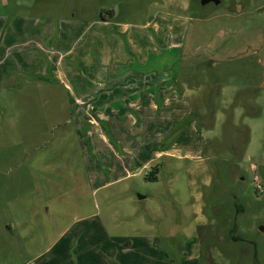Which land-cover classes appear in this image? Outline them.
Listing matches in <instances>:
<instances>
[{
  "label": "rangeland",
  "instance_id": "obj_1",
  "mask_svg": "<svg viewBox=\"0 0 264 264\" xmlns=\"http://www.w3.org/2000/svg\"><path fill=\"white\" fill-rule=\"evenodd\" d=\"M0 15V264H264V0Z\"/></svg>",
  "mask_w": 264,
  "mask_h": 264
},
{
  "label": "crops",
  "instance_id": "obj_2",
  "mask_svg": "<svg viewBox=\"0 0 264 264\" xmlns=\"http://www.w3.org/2000/svg\"><path fill=\"white\" fill-rule=\"evenodd\" d=\"M1 16V15H0ZM29 40V39H28ZM3 41H4V39L1 37V33H0V45H2V43H3ZM28 43V41H25V44H27ZM13 47V45H7L6 46V48H5V51L7 52V53H9V51H10V49ZM42 49V48H41ZM37 50V49H36ZM30 55H31V57L34 55L33 54V50L31 51L30 50ZM38 52V51H37ZM29 58H30V56H29ZM30 63L31 62H33V60H32V58L30 59V61H29ZM16 63L18 64V62L16 61ZM110 93V91H108L106 94H109ZM144 97V96H143ZM149 98H151V97H145V101H147ZM149 102V104H151L152 105V102H150V101H148ZM156 156H158V157H176L177 156V153H174L173 152V150H172V148H163V149H158L157 150V154H156ZM178 158V157H177ZM124 170H126L127 172H126V175H135L136 173H138L139 171H137L134 167H132V168H126V169H124ZM203 171L205 172V169H203ZM206 175V174H205ZM206 177V180H205V182H209V177L206 175L205 176ZM195 206H196V204H194V206H193V209H195L194 211H197V212H199V211H201V209H202V207H201V203H199L198 204V207H197V210H196V208H195Z\"/></svg>",
  "mask_w": 264,
  "mask_h": 264
},
{
  "label": "trees",
  "instance_id": "obj_3",
  "mask_svg": "<svg viewBox=\"0 0 264 264\" xmlns=\"http://www.w3.org/2000/svg\"><path fill=\"white\" fill-rule=\"evenodd\" d=\"M209 59H208V61H207V63H209ZM203 62H205L206 63V60L205 61H203ZM210 62H214V61H210ZM202 64H204V63H202ZM157 173H158V165H155V166H153L146 174H145V179L146 180H151V181H155V180H157L158 179V176H157ZM233 239H235L234 238V236L232 237Z\"/></svg>",
  "mask_w": 264,
  "mask_h": 264
},
{
  "label": "water",
  "instance_id": "obj_4",
  "mask_svg": "<svg viewBox=\"0 0 264 264\" xmlns=\"http://www.w3.org/2000/svg\"><path fill=\"white\" fill-rule=\"evenodd\" d=\"M209 2H213V3H215V4H218V3L220 2V0H200V3H201L202 5H205V4L209 3ZM144 197H145V195L138 194V198H139V199H142V198H144Z\"/></svg>",
  "mask_w": 264,
  "mask_h": 264
}]
</instances>
